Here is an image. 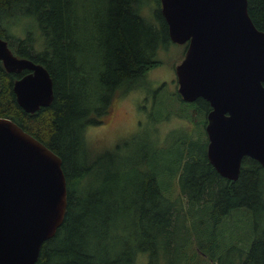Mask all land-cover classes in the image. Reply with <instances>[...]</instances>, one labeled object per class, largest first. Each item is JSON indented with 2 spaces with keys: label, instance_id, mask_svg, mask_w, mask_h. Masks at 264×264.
I'll return each mask as SVG.
<instances>
[{
  "label": "trees",
  "instance_id": "16d2710c",
  "mask_svg": "<svg viewBox=\"0 0 264 264\" xmlns=\"http://www.w3.org/2000/svg\"><path fill=\"white\" fill-rule=\"evenodd\" d=\"M157 3L154 22L142 14L145 0H100V9L84 21L94 24L98 32L91 33L88 28L79 43L74 39L79 30L75 24L78 0H0V37L7 39L16 55L43 64L54 81L51 105L29 113L18 104L13 89L15 80L28 71L10 73L0 60V117L12 119L60 155L67 177L66 219L56 235L43 244L37 264H159L166 250L184 252L195 264L203 260L233 264L219 257L222 222L236 209L255 213L257 205L264 207L262 165L244 157L236 181L221 176L200 154L202 140L194 137L191 127L197 116L205 121L203 110L178 93L174 94L178 109L163 121L177 116L190 124L173 129L182 134L166 154L158 151L161 145L166 149L163 138L136 144L135 148L145 151L140 160L134 158V151L131 156L128 153L134 138L113 151L95 154L88 150L87 127L111 118L116 92L130 91L126 85L143 84L149 70L160 63V48L169 33L161 1ZM249 12L264 31V0H249ZM17 18L24 24L28 21L23 28L25 36L7 33L5 27L15 20L12 28H16ZM12 35L17 37V44ZM124 147L126 151L121 153ZM113 155L118 159L112 164L125 165L114 172L118 187L132 176L142 182L144 197L133 202L140 214L132 221L136 233L130 236L121 223L113 225L109 214L87 206L100 201L95 192L97 178L89 175L105 157ZM197 224L206 228L208 240L196 231ZM113 226L117 228L115 234ZM183 228L195 231L190 243L180 249L175 234ZM255 234L251 248L238 264L263 263L264 232Z\"/></svg>",
  "mask_w": 264,
  "mask_h": 264
},
{
  "label": "water",
  "instance_id": "95a60500",
  "mask_svg": "<svg viewBox=\"0 0 264 264\" xmlns=\"http://www.w3.org/2000/svg\"><path fill=\"white\" fill-rule=\"evenodd\" d=\"M173 42L189 43L177 66L179 92L211 104L208 158L236 181L244 157L264 168V31L249 0H160ZM0 60L18 104L35 113L55 98L49 70L16 55L0 37ZM68 209L63 159L10 118L0 117V264H37L43 244L63 225Z\"/></svg>",
  "mask_w": 264,
  "mask_h": 264
},
{
  "label": "rangeland",
  "instance_id": "374dc122",
  "mask_svg": "<svg viewBox=\"0 0 264 264\" xmlns=\"http://www.w3.org/2000/svg\"><path fill=\"white\" fill-rule=\"evenodd\" d=\"M78 1L79 4L75 12V24L78 25L79 30L75 33L74 39L82 43L88 28L91 33L98 32V28L94 24L85 23L84 21L87 18L93 17L100 9V0ZM145 1L146 4L142 14L149 20L156 22V9L159 8L158 0ZM14 22L15 20L10 21L8 26L5 27L7 33L9 34V31H11L13 34L20 35V37L22 35L25 36L26 33L23 34V28L28 21H25L24 24L20 18H17L16 28L14 27L13 29ZM103 38L105 37L103 36ZM11 40L16 42L17 37L12 35ZM179 46L175 43H170L166 47L163 45L159 52V67H154L149 70L150 72L144 78V83L147 85L155 84V86H159L166 84L167 87H140L141 85L135 84L124 86L126 90H130L128 92L122 90L116 92L111 118L108 117L107 121L105 118L101 124L89 125L86 129L85 137L90 152L101 154L113 151L118 146L125 145V143L134 138L129 145L128 153L130 155H128L131 156V152L133 153L134 151V158L140 160L145 155V151L139 149V147L135 148L136 144L152 138H157L158 141L163 138L162 142L166 149L161 145L158 151L161 154H166L167 148L173 145L177 136L182 134L181 130H173L182 127V121L177 116L163 121L168 113H174L178 109V105H176L178 103L173 91L175 89V67L183 58V51ZM93 49L96 51L95 44H93ZM133 87L137 88L133 90ZM156 89L157 94L153 99V94ZM179 150L182 149L179 147ZM125 151L126 148L124 147L121 153ZM116 159L118 157L114 155L109 158L105 157L93 170L91 175H89L91 176L90 178H97L99 185L95 192L100 195V201L98 203L87 204V206L100 210L102 214H109L114 219L113 225L114 223H121L122 228L127 230L129 232L128 236H130L136 233V228L133 226L132 221L140 213L137 211V207L133 205V202H137L144 197L143 190L141 189L142 182L140 179L134 181L132 176L123 186L118 187L115 182L114 172L115 169H123L125 165L121 163L116 165L112 164ZM108 188L111 190H108ZM126 190H129V192H126ZM117 205L120 207L118 212L115 210ZM129 207L131 208L129 209ZM257 207L255 213L248 209H236L231 216L222 222L219 228L222 236V244L221 248L218 249V253L219 257L226 262L238 264V259L244 258L246 256L244 252H247L251 248L257 236L255 233L264 232V207L262 203L257 205ZM121 220L124 221L121 222ZM196 228V231L200 233L202 239L208 240L207 238L210 236L205 235L206 228L201 227L200 224H197ZM111 230L115 234L117 228L113 226ZM194 231L193 228L178 230L175 234L177 248L181 249V246L190 243V235ZM187 254L189 255V252ZM240 254H242L241 257ZM158 262L159 264H195V260L190 257L186 258L184 252L172 253L170 250H166V255H161ZM262 262L264 263V261ZM198 264L210 263L207 260H203V262Z\"/></svg>",
  "mask_w": 264,
  "mask_h": 264
},
{
  "label": "flooded vegetation",
  "instance_id": "af4514ba",
  "mask_svg": "<svg viewBox=\"0 0 264 264\" xmlns=\"http://www.w3.org/2000/svg\"><path fill=\"white\" fill-rule=\"evenodd\" d=\"M161 4V3H160ZM161 6V5H160ZM169 33V31H168ZM170 43H175V44H178L180 45V49L183 51V58L181 59V61L179 63L176 64V67H175V72L176 74L174 75L175 76V89H174V93H178L181 97V99L184 100L183 96L180 94L179 92V87H180V84H179V81H178V76H177V66L179 64H181L183 62V60L185 59L186 57V53H187V50H188V47H189V43L186 42V43H176V42H173L172 39L170 38V36L168 38H166V41L164 43V47H166L167 45H170ZM163 46V45H162ZM160 64V63H159ZM158 64V65H159ZM156 66V67H159V66ZM150 72V71H149ZM162 77V76H161ZM160 78V77H159ZM140 87H167L166 84H161L159 86H155V84H150V85H147L145 83L141 84ZM157 94V89L154 91V94H153V99L155 98ZM186 101V100H184ZM186 102H189V101H186ZM193 103H195L196 106L200 107L202 110H203V114H204V117H205V121L204 122H201L199 120V117L197 116L196 117V120L195 122L192 123L191 127L194 129V137L195 138H198L200 140H202L200 146H199V153L201 155H204V158L205 160L210 164V160L208 158V148H209V143H210V140H209V135H208V132H207V126H208V114L209 112L211 111L212 107H211V104L210 102L203 98V97H199L197 98L195 101H192ZM149 112V111H148ZM148 114V113H147ZM150 115V114H149ZM182 122H181V126H188L190 124V122L187 120V119H184V118H179ZM214 167V166H213ZM215 168V167H214ZM216 170V169H215ZM217 171V170H216Z\"/></svg>",
  "mask_w": 264,
  "mask_h": 264
}]
</instances>
